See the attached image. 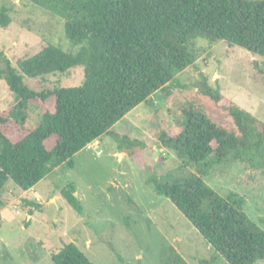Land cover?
Wrapping results in <instances>:
<instances>
[{
	"label": "trees",
	"instance_id": "obj_1",
	"mask_svg": "<svg viewBox=\"0 0 264 264\" xmlns=\"http://www.w3.org/2000/svg\"><path fill=\"white\" fill-rule=\"evenodd\" d=\"M27 1L63 19L64 35L76 50L66 52L48 43L17 59L16 67L0 51V73L13 95L11 107L0 111V207L5 181L11 179L27 190L52 168L72 167L73 155L104 134L112 135L118 150L131 158L145 148L142 140L115 132L113 125L137 105H153L151 95L195 62L192 46L197 39L226 40L264 59V0ZM10 12V6L0 5V28L11 22ZM77 65L84 68L77 85L37 90L26 82ZM199 92L233 127H225L190 99L181 101L178 110L185 115L181 130H160L156 139L198 172L181 181L158 180L154 190L169 198L214 255L228 264H255L264 260V229L248 217L238 194L221 196L202 180L199 168L230 156L251 168H264V121L206 80ZM50 97L53 110H44L33 129L14 135L23 128L28 105ZM60 193L77 213L82 212L73 184ZM32 205L40 207L35 201ZM51 260L93 264L71 241L52 252ZM179 261L176 254L161 257L162 264Z\"/></svg>",
	"mask_w": 264,
	"mask_h": 264
},
{
	"label": "rangeland",
	"instance_id": "obj_2",
	"mask_svg": "<svg viewBox=\"0 0 264 264\" xmlns=\"http://www.w3.org/2000/svg\"><path fill=\"white\" fill-rule=\"evenodd\" d=\"M11 7V22L0 28V51L17 66L50 43L74 52L64 35L63 19L27 0H0ZM193 47V49H192ZM191 49L195 62L151 95L153 105L141 103L114 125L115 132L137 137L145 148L129 157L104 134L73 155L72 167L51 169L33 187L22 190L11 179L4 183L0 207V264H54L51 253L73 242L93 264H162V254L179 257V264H228L164 195L154 190L158 180L181 181L195 165L158 143L160 130L180 131L185 115L178 108L191 100L213 119L232 129L229 118L199 92L204 81L232 102L264 121V59L226 40L197 39ZM3 63L0 60V72ZM83 66L26 79L42 90L77 85ZM180 84V87H179ZM13 95L0 73V111L11 107ZM52 97L32 101L22 135L40 122L44 110H53ZM200 177L221 196L229 192L243 199L244 211L264 229V168H251L230 156L202 167ZM73 184L82 205L77 213L60 190ZM40 203L35 208L32 202ZM216 256V257H215ZM213 258V259H212ZM173 264V263H172ZM255 264H264L257 260Z\"/></svg>",
	"mask_w": 264,
	"mask_h": 264
},
{
	"label": "water",
	"instance_id": "obj_3",
	"mask_svg": "<svg viewBox=\"0 0 264 264\" xmlns=\"http://www.w3.org/2000/svg\"><path fill=\"white\" fill-rule=\"evenodd\" d=\"M74 195H76V194L74 193Z\"/></svg>",
	"mask_w": 264,
	"mask_h": 264
}]
</instances>
